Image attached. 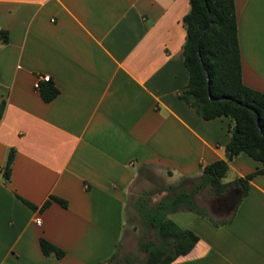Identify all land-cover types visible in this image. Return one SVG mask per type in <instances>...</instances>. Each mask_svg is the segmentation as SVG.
<instances>
[{
	"label": "crops",
	"instance_id": "0c3cea01",
	"mask_svg": "<svg viewBox=\"0 0 264 264\" xmlns=\"http://www.w3.org/2000/svg\"><path fill=\"white\" fill-rule=\"evenodd\" d=\"M234 6L242 81L264 93V0ZM189 10V0H0L7 31V42L0 39V264L105 261L123 237L127 205L142 191L155 189V204L183 180H197L202 164L225 158L233 121L203 119L179 97L189 80ZM42 75L59 91L50 102L35 87ZM260 167L241 153L223 181ZM142 169L159 185L136 190ZM228 192L236 198L217 219L224 224L184 209L168 215L199 236L170 264H264V174L249 180L245 196L238 187ZM49 195L67 207L40 210ZM41 237L65 255L44 256Z\"/></svg>",
	"mask_w": 264,
	"mask_h": 264
},
{
	"label": "trees",
	"instance_id": "16d2710c",
	"mask_svg": "<svg viewBox=\"0 0 264 264\" xmlns=\"http://www.w3.org/2000/svg\"><path fill=\"white\" fill-rule=\"evenodd\" d=\"M189 3L190 10L183 16L186 29L183 57L189 80L179 97L203 119L230 118L233 121L231 135L225 146V158L202 164V173L197 180H183L155 204L150 202L155 189L144 190L135 199L132 206L137 217L155 235V239L139 242L146 256L138 264H170L189 253L199 240L194 231L169 218L170 213L184 209L208 218L214 225L228 221L213 219L206 208L196 202L195 195L199 191L206 189L211 196L220 197L231 188L238 187L245 196L249 180L257 174H264V93L242 81L234 0H189ZM0 39L7 42L6 30L0 29ZM37 90L45 102L53 100L59 92L50 80L40 82ZM4 107L5 102L2 101L0 118ZM241 153L260 162L262 167L231 181H223L229 161ZM13 158L14 150L10 149L2 169L5 182L10 180ZM17 197L30 209L37 208L26 199ZM52 202L62 207L68 205L66 199L49 195L40 210ZM39 247L46 257L62 258L65 255L63 249L43 237L39 239ZM116 256L115 251L109 261L112 262ZM114 264L121 263L116 261Z\"/></svg>",
	"mask_w": 264,
	"mask_h": 264
},
{
	"label": "rangeland",
	"instance_id": "374dc122",
	"mask_svg": "<svg viewBox=\"0 0 264 264\" xmlns=\"http://www.w3.org/2000/svg\"><path fill=\"white\" fill-rule=\"evenodd\" d=\"M159 183L157 178L147 173L146 169H142L141 175L136 182V190L141 191L150 186H157ZM235 198L236 196L231 192L220 197H213L206 190L199 191L195 196L198 204L205 207L209 215L215 220L221 217L225 218L230 214L227 206L229 205L228 207H230ZM143 239H155L154 232L152 229L142 225L135 209L128 204L125 211L123 237L117 243L115 249L116 258L110 262V256L105 261L97 264H114L116 261H120L121 264H138L142 262L146 254L140 249L139 242Z\"/></svg>",
	"mask_w": 264,
	"mask_h": 264
},
{
	"label": "built area",
	"instance_id": "2783aa9c",
	"mask_svg": "<svg viewBox=\"0 0 264 264\" xmlns=\"http://www.w3.org/2000/svg\"><path fill=\"white\" fill-rule=\"evenodd\" d=\"M42 80V81H49L50 80V76L49 75H42V76H39V79L37 80L36 84H35V87L37 88L38 85H39V81ZM35 222L37 224H40L41 223V219L40 218H36L35 219Z\"/></svg>",
	"mask_w": 264,
	"mask_h": 264
}]
</instances>
